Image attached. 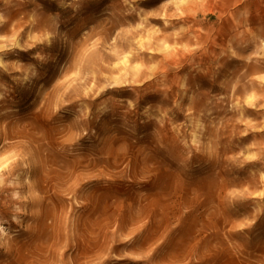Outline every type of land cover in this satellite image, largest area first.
I'll list each match as a JSON object with an SVG mask.
<instances>
[{
  "label": "rangeland",
  "instance_id": "rangeland-1",
  "mask_svg": "<svg viewBox=\"0 0 264 264\" xmlns=\"http://www.w3.org/2000/svg\"><path fill=\"white\" fill-rule=\"evenodd\" d=\"M0 264H264V0H0Z\"/></svg>",
  "mask_w": 264,
  "mask_h": 264
}]
</instances>
